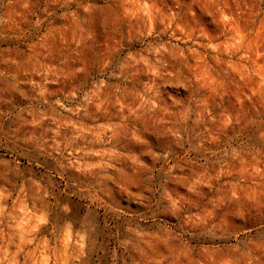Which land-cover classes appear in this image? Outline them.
<instances>
[{
	"label": "rangeland",
	"instance_id": "1",
	"mask_svg": "<svg viewBox=\"0 0 264 264\" xmlns=\"http://www.w3.org/2000/svg\"><path fill=\"white\" fill-rule=\"evenodd\" d=\"M0 264H264V0H0Z\"/></svg>",
	"mask_w": 264,
	"mask_h": 264
}]
</instances>
